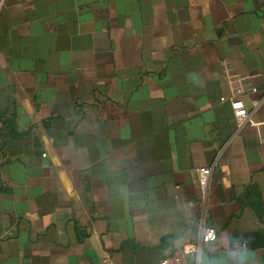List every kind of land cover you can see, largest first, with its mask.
<instances>
[{
	"label": "crops",
	"instance_id": "obj_1",
	"mask_svg": "<svg viewBox=\"0 0 264 264\" xmlns=\"http://www.w3.org/2000/svg\"><path fill=\"white\" fill-rule=\"evenodd\" d=\"M203 214L264 264V0H0V264H158Z\"/></svg>",
	"mask_w": 264,
	"mask_h": 264
},
{
	"label": "built area",
	"instance_id": "obj_2",
	"mask_svg": "<svg viewBox=\"0 0 264 264\" xmlns=\"http://www.w3.org/2000/svg\"><path fill=\"white\" fill-rule=\"evenodd\" d=\"M224 100V99H223ZM231 105L233 108L237 132H240L245 127H258L263 122H256L253 118V114L249 111L244 103L240 99H231ZM212 167H203L199 169V181L201 186V192L203 196V203L206 204L209 196V177ZM199 232H207L209 240L217 239L218 234L216 229L210 225L203 214L198 222ZM205 247L206 245L199 236L189 243H186L182 249L173 255L164 257L158 264H189L187 256L190 255V251L195 247Z\"/></svg>",
	"mask_w": 264,
	"mask_h": 264
},
{
	"label": "clouds",
	"instance_id": "obj_3",
	"mask_svg": "<svg viewBox=\"0 0 264 264\" xmlns=\"http://www.w3.org/2000/svg\"><path fill=\"white\" fill-rule=\"evenodd\" d=\"M197 235L204 241L205 247H195L190 251V255L194 257L193 264H254V253L242 242L236 239L225 240L221 237L219 241L216 239L209 240L207 232H199ZM218 243L224 247V256L226 260L212 258L207 252L214 251Z\"/></svg>",
	"mask_w": 264,
	"mask_h": 264
}]
</instances>
